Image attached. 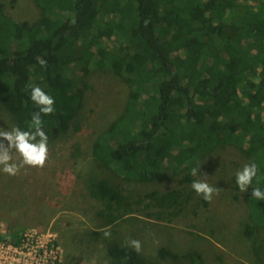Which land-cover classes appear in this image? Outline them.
<instances>
[{
    "label": "trees",
    "instance_id": "16d2710c",
    "mask_svg": "<svg viewBox=\"0 0 264 264\" xmlns=\"http://www.w3.org/2000/svg\"><path fill=\"white\" fill-rule=\"evenodd\" d=\"M31 1L36 17L18 20L0 0V108L14 127L29 130L39 111L30 97L35 86L55 101L53 113L41 114L49 138L71 130L93 70L110 72L129 89L121 111L95 138L85 177L100 205L101 228L90 234L104 239L108 263H148L119 241L117 226L136 225L141 216L173 222L208 206L191 186L198 177L186 170L222 147L241 150L247 164L257 165L244 232L261 263L264 246L255 234L264 230V200L251 193L264 191V0ZM170 176L184 186L137 194L123 187ZM157 255L204 264L196 250L181 255L160 247Z\"/></svg>",
    "mask_w": 264,
    "mask_h": 264
},
{
    "label": "rangeland",
    "instance_id": "374dc122",
    "mask_svg": "<svg viewBox=\"0 0 264 264\" xmlns=\"http://www.w3.org/2000/svg\"><path fill=\"white\" fill-rule=\"evenodd\" d=\"M6 1L8 12L16 19L36 17L37 8L31 0ZM87 80L81 114L68 133L48 139L43 167L24 165L16 175H9L0 165V264H109L104 239L91 236L101 228L95 214L100 205L89 197L85 177L94 165L93 142L121 111L129 89L120 78L103 69L93 70ZM13 127L10 115L0 108V128L10 131ZM4 143L7 145V141ZM12 157L17 164L22 159L15 149ZM248 158L237 148L215 150L202 161L196 176L217 192L206 208L198 207L197 199L192 201V207H198V216L192 213L173 222L141 216L136 225L117 226L119 241L128 244L130 239L139 240L147 264H190L183 257L158 258L160 247L181 255L196 250L202 254L204 264H264V255L258 263L254 242L244 232L251 217L245 201L247 190L241 192L233 182ZM186 171L191 174V168ZM118 182L123 185L121 180ZM183 186L181 177L170 176L161 184L123 187L137 194ZM255 236L264 246V230Z\"/></svg>",
    "mask_w": 264,
    "mask_h": 264
},
{
    "label": "clouds",
    "instance_id": "9594fccd",
    "mask_svg": "<svg viewBox=\"0 0 264 264\" xmlns=\"http://www.w3.org/2000/svg\"><path fill=\"white\" fill-rule=\"evenodd\" d=\"M41 65L45 62L40 61ZM31 100L39 106V111L32 113L29 130H22L20 127H13L10 131L0 128V165L3 166V172L9 175H16L21 167L30 165L33 167H43L48 157V135L42 128L41 114L49 115L54 111V98L47 94L41 87L35 86L31 89ZM4 141H7L5 145ZM12 149L20 154L22 159L19 164L12 162ZM199 165L191 169V175L196 176ZM258 168L255 163L245 164L243 169L236 173V183L241 192L247 190L252 184L253 177L257 176ZM192 188L203 199L210 201L217 189L211 186L206 180H194ZM251 196L257 200H264V191L259 187H254ZM105 236H110V232H104ZM128 245L137 252L141 251V242L136 239H130Z\"/></svg>",
    "mask_w": 264,
    "mask_h": 264
}]
</instances>
